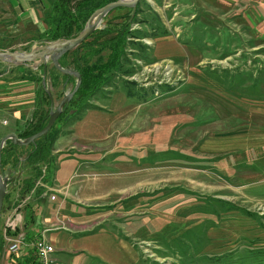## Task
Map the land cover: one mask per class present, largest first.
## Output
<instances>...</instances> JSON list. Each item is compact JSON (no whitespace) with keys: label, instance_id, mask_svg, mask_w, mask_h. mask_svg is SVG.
Listing matches in <instances>:
<instances>
[{"label":"rangeland","instance_id":"obj_1","mask_svg":"<svg viewBox=\"0 0 264 264\" xmlns=\"http://www.w3.org/2000/svg\"><path fill=\"white\" fill-rule=\"evenodd\" d=\"M234 1L140 0L128 72L92 101L100 154L118 162L106 171L139 176L134 224L91 216L134 242L139 259L119 252L120 264H264V0ZM32 36L0 37V50L28 51ZM32 73L44 68L0 61L4 77ZM51 91L56 107L65 94Z\"/></svg>","mask_w":264,"mask_h":264},{"label":"crops","instance_id":"obj_2","mask_svg":"<svg viewBox=\"0 0 264 264\" xmlns=\"http://www.w3.org/2000/svg\"><path fill=\"white\" fill-rule=\"evenodd\" d=\"M207 1L213 6L226 2ZM54 2L0 0V37H25L31 32L33 36L25 43H46L38 37L47 29L45 18ZM41 84L40 81L0 75V141L10 133L18 136L30 121ZM262 112L261 108L258 113ZM100 118L101 114L89 109L80 120L66 119L64 129L58 125L62 132L53 144V161L41 165L42 175L34 179L30 189H23V185L24 180L32 176L31 171L12 169L14 176L22 175L15 188L13 183L7 187L4 215L11 212L17 197L24 205L19 209V224L15 229L7 228L5 216H2L0 264H34L37 259L34 242L41 238L54 246L52 258L55 264H103L107 260L120 264L119 252L133 256L134 242L127 239L128 235H121L119 229L117 232L110 230L107 218L91 219L94 211L109 208L121 213L114 225L122 227L123 223L118 224L124 217L131 225L137 221L140 212L135 203L140 191L139 176L106 171L107 164L115 169L118 162H109L106 155L100 154L107 148L106 139L98 133L103 124ZM89 127H93L92 131ZM52 195L56 198L52 199ZM123 195L129 197L122 199ZM19 233L24 234V244L12 252L8 238L15 239ZM135 252L139 259L138 251Z\"/></svg>","mask_w":264,"mask_h":264},{"label":"trees","instance_id":"obj_3","mask_svg":"<svg viewBox=\"0 0 264 264\" xmlns=\"http://www.w3.org/2000/svg\"><path fill=\"white\" fill-rule=\"evenodd\" d=\"M113 1L117 0H55L45 18L47 29L38 37V40L51 42L78 35L95 10ZM121 9H127V11L122 14H114L116 10ZM131 12L132 9L127 7L112 10L105 17L106 24L103 27L92 33L76 49L61 57V65L64 68L78 71L82 75V82L74 97L64 106L51 130L28 146L14 144L11 140L6 142L2 149L1 172L9 165L16 171L19 169L30 170L32 176L24 180L23 189H30L34 185V179L42 175L41 165L53 161V144L62 132L56 126L58 122L63 118L80 120L87 110L96 109L97 106L92 101L106 87L115 84V77L119 72H128L123 69V60L126 58V49L129 43L139 42L134 39L139 37L132 26L137 22V16L141 12L140 1L133 17ZM105 51H107L106 55ZM41 67L44 68L43 65ZM18 78L42 82L43 77L32 73L21 75ZM46 82L51 89L57 90L55 95L62 97L70 83L76 84V77L64 74L52 65L47 67ZM131 83L135 84L133 81L129 82V84ZM50 87L48 86V88ZM49 90L43 84L37 90L32 118L18 134L20 139L34 135L46 126L52 105ZM51 92L54 96V92ZM125 92L129 97L142 98L140 92L133 86L127 88ZM6 199L7 197H5ZM2 239L0 231V244Z\"/></svg>","mask_w":264,"mask_h":264},{"label":"water","instance_id":"obj_4","mask_svg":"<svg viewBox=\"0 0 264 264\" xmlns=\"http://www.w3.org/2000/svg\"><path fill=\"white\" fill-rule=\"evenodd\" d=\"M140 0H117L106 4L105 6L95 10L93 14L87 20L84 29L76 36L68 38V39H59L56 41L47 42L44 44H35L28 51H19V50H0V61L3 62H11L17 65L28 64L29 62H33L36 67L43 65L44 67V77L42 80L43 86L49 90L46 82V71L49 62H51L54 67L60 72L68 75L75 76L76 84L75 87L66 92L60 103L54 107V96L52 95L51 90H49L50 97L52 99L50 117L46 124V126L39 132L34 135L26 138L20 139L17 134L10 133L3 137L0 141V226L2 221V216L5 212L4 200L8 193L7 187L10 183H13V188L18 185V180L21 177L22 173L18 176H14L13 170L11 166H7V168L1 172V164H2V149L5 146L8 140H11L12 143L18 144L21 146H28L31 143L35 142L38 138L46 135L51 128L56 123L58 117L61 115L64 106L74 97L76 92L79 90L82 82V75L72 68H64L61 63V57L76 49L81 43H83L92 33H94L97 29L102 27V23L105 17L114 9L120 7H127L132 9V17L135 15L137 11V7Z\"/></svg>","mask_w":264,"mask_h":264},{"label":"built area","instance_id":"obj_5","mask_svg":"<svg viewBox=\"0 0 264 264\" xmlns=\"http://www.w3.org/2000/svg\"><path fill=\"white\" fill-rule=\"evenodd\" d=\"M56 196L52 195V199H55ZM24 205V201L20 200L17 197L12 205L11 212L8 213L4 218L5 225L7 228L15 229L19 224V209ZM24 234L19 233L15 239L8 240L11 242L9 245V249L12 252H16L20 249V247L24 244ZM34 248L37 252V259L34 264H55L54 259L52 258V254L55 251L54 246L46 241L44 238L38 239L34 242Z\"/></svg>","mask_w":264,"mask_h":264}]
</instances>
